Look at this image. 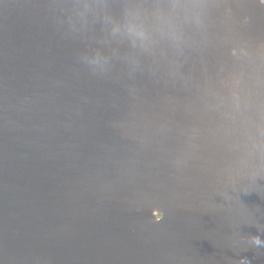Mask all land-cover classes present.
Masks as SVG:
<instances>
[{"label": "water", "instance_id": "95a60500", "mask_svg": "<svg viewBox=\"0 0 264 264\" xmlns=\"http://www.w3.org/2000/svg\"><path fill=\"white\" fill-rule=\"evenodd\" d=\"M0 264H264V0H0Z\"/></svg>", "mask_w": 264, "mask_h": 264}]
</instances>
